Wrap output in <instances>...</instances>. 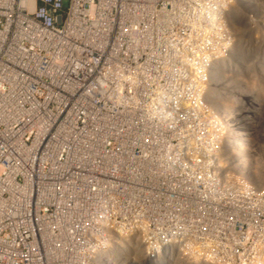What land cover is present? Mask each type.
Segmentation results:
<instances>
[{
    "label": "built area",
    "instance_id": "built-area-1",
    "mask_svg": "<svg viewBox=\"0 0 264 264\" xmlns=\"http://www.w3.org/2000/svg\"><path fill=\"white\" fill-rule=\"evenodd\" d=\"M262 26L264 0H0V264H264V116L211 95Z\"/></svg>",
    "mask_w": 264,
    "mask_h": 264
},
{
    "label": "rangeland",
    "instance_id": "rangeland-1",
    "mask_svg": "<svg viewBox=\"0 0 264 264\" xmlns=\"http://www.w3.org/2000/svg\"><path fill=\"white\" fill-rule=\"evenodd\" d=\"M246 30H248V29L245 28V31ZM261 30H262L261 33H264V26H262ZM237 46H239L238 47L239 50L237 53H235L233 61H231V68L227 71V73L225 71L222 72L223 77H226L227 83H230L233 81H234V83H235V81L240 83V81L242 80V83H245L246 89L248 91L250 90L254 93L253 97H250V101L252 102L251 108L255 107L254 111L256 113H262V115L264 116V66H263L264 63H262V62H264V57H263L264 56V36L257 35V33H254L253 35L250 34L249 37L248 36L245 37V34H243V38L241 40V47H240V42H238ZM246 47H248V48H246ZM253 48H254V50H253ZM241 51L246 52V54L243 56L242 61H239L238 56L241 53ZM247 51H249V52H247ZM243 59H245V60L243 61ZM247 62H248V64H247ZM235 63H236V65H235ZM238 63H240V64H238ZM246 65H248L249 67L248 68L244 67ZM236 78H237V80H236ZM227 86L230 87V89H229V91L227 89H226L227 91L225 90V97L222 100V102L225 103V105L227 107H230V108H228V110L230 112H234V110L236 111V109H238L237 107H235L236 102H237V99L235 96L237 94H239V92L237 94L235 93L237 91H235V88H232L233 87L232 84L231 85L226 84V87ZM231 90H232V92H231ZM233 91L236 95L233 93ZM216 97H219V95L216 94ZM232 100H234L233 103L231 102ZM260 100H262V101H260ZM261 103L263 105L261 106V109L259 111V106H260L259 104H261ZM247 104H248V106L250 105L249 101Z\"/></svg>",
    "mask_w": 264,
    "mask_h": 264
},
{
    "label": "bare ground",
    "instance_id": "bare-ground-1",
    "mask_svg": "<svg viewBox=\"0 0 264 264\" xmlns=\"http://www.w3.org/2000/svg\"><path fill=\"white\" fill-rule=\"evenodd\" d=\"M247 31V32H246ZM245 31V29H244V31H243V34H245V37L246 36H250V34H253V32H252V30H246ZM242 34V35H243ZM243 38V37H242ZM242 38H241V40H242ZM239 42V41H238ZM239 46H237L236 48H238ZM251 47V46H250ZM246 48H248V47H246ZM243 50V49H242ZM249 50V49H248ZM253 50H254V48H253ZM247 52H249V51H247ZM256 52V51H255ZM235 53H237V51L235 52ZM240 53V52H239ZM246 54V52H242L241 51V53L239 54V61H242V58H243V56ZM248 54V53H247ZM250 54V53H249ZM251 55V54H250ZM249 55V56H250ZM248 57V56H247ZM264 57V56H263ZM245 58V57H244ZM245 59H243V61H244ZM250 60V59H249ZM238 61V60H237ZM253 61V60H252ZM241 63V62H240ZM240 63H238V64H240ZM262 63H264V62H262ZM247 64H248V62H247ZM258 64V63H257ZM228 65V63H223V64H220L219 65V67L217 68V70L214 72V75H216L217 77H218V79H219V81L221 82L220 83V85H217V86H215L214 88H212L211 89V95L213 96V98L216 100V101H219L218 103H219V105H220V107H223L226 111H229L228 110V108H230V107H227L226 105H225V103H223L222 102V100L224 99V97H225V90L227 89L228 91H229V89H230V87H226V84H232V88H235V91H237V92H235L236 94L239 92V93H245V94H248L249 95V97H253V95H254V93L252 92V91H248L247 89H246V86H245V83H242V80L240 81L239 79V81H240V83L239 82H237V81H235V83H234V81L233 82H230V83H227V80H226V77H223V70L225 69V67ZM235 65H236V63H235ZM259 65V64H258ZM242 66V65H241ZM255 66V65H254ZM264 66V65H263ZM233 67V66H232ZM244 67H249L248 65H246V66H244ZM262 67V66H261ZM234 68V67H233ZM241 68V67H240ZM242 69V68H241ZM232 70V69H231ZM238 71V70H237ZM246 72V71H245ZM227 73V72H226ZM230 76V75H229ZM233 77V76H232ZM235 77V76H234ZM228 78V77H227ZM231 79V78H230ZM235 80V79H234ZM236 80H237V78H236ZM226 90V91H227ZM231 92H232V90H231ZM233 93H234V91H233ZM234 93V94H235ZM216 94H218L219 95V97H216ZM235 94V95H236ZM236 97V96H235ZM217 98H219V100H217ZM237 99V98H236ZM260 101H262V100H260ZM260 106H259V111H260V109H261V106L263 105L262 103L261 104H259ZM234 107V106H233ZM236 109V108H235ZM232 110V109H231ZM230 112V111H229ZM256 113V112H255Z\"/></svg>",
    "mask_w": 264,
    "mask_h": 264
}]
</instances>
